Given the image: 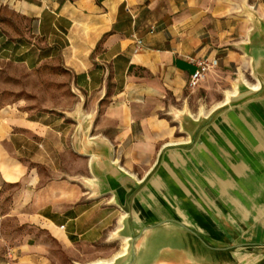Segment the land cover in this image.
Here are the masks:
<instances>
[{"label":"crops","instance_id":"0c3cea01","mask_svg":"<svg viewBox=\"0 0 264 264\" xmlns=\"http://www.w3.org/2000/svg\"><path fill=\"white\" fill-rule=\"evenodd\" d=\"M52 61L70 108L0 104L1 226L69 246L61 208L108 197L135 264H264V0H0V70Z\"/></svg>","mask_w":264,"mask_h":264},{"label":"rangeland","instance_id":"374dc122","mask_svg":"<svg viewBox=\"0 0 264 264\" xmlns=\"http://www.w3.org/2000/svg\"><path fill=\"white\" fill-rule=\"evenodd\" d=\"M54 63L55 61L44 62L32 72L13 66L12 63H3L0 70V104L23 100L34 109L61 111L63 105L70 108L73 99L69 97L67 87L62 94L64 98H61V70L53 66ZM249 84L254 87V83ZM223 88L225 92L219 103L224 101L227 94L233 92V85H223ZM107 203L108 197L81 208L66 207L65 211L61 208V229L65 227V231L71 233L72 244L69 246L60 245L41 232L19 227L10 219L3 221L0 232L9 239L7 243H0V264H93L109 261L121 255L125 249L129 253L126 257L128 259L132 249L130 242L126 243L123 239H117L119 236H114L123 213L116 207H106ZM90 208L96 209L98 214L95 215ZM93 217L102 218L101 222L108 224V228L102 231L97 242L91 244L85 240L91 237L89 228ZM28 238L40 242L41 245H31L22 253L15 252Z\"/></svg>","mask_w":264,"mask_h":264},{"label":"built area","instance_id":"2783aa9c","mask_svg":"<svg viewBox=\"0 0 264 264\" xmlns=\"http://www.w3.org/2000/svg\"><path fill=\"white\" fill-rule=\"evenodd\" d=\"M154 29H151L150 33H153ZM143 48V41L141 39H134V49L133 53L137 54L141 52ZM187 62L194 66L195 71L190 77L188 87L190 89H196L206 77L218 68L217 59H208L204 57H188Z\"/></svg>","mask_w":264,"mask_h":264},{"label":"water","instance_id":"95a60500","mask_svg":"<svg viewBox=\"0 0 264 264\" xmlns=\"http://www.w3.org/2000/svg\"><path fill=\"white\" fill-rule=\"evenodd\" d=\"M260 92H261V90L258 91V92H256L255 94H260ZM161 225H163V224L157 225V226L152 227V228H146V229L143 230V232H144V231H148V230H150V229L158 228V227L161 226ZM178 225H179L181 228H183L184 230H186L187 232L194 234L190 229H188L187 227H185L183 224L178 223ZM194 235H195V234H194ZM195 236H196V235H195ZM139 238H140V235L137 236V237H133L132 240L130 241V245L132 246V249H131V251H130V254H131L130 257H129L128 259H126L127 264H135V261H136V258H137L136 243H137V241L139 240ZM128 255H129V253L126 255V257H127Z\"/></svg>","mask_w":264,"mask_h":264},{"label":"bare ground","instance_id":"6f19581e","mask_svg":"<svg viewBox=\"0 0 264 264\" xmlns=\"http://www.w3.org/2000/svg\"><path fill=\"white\" fill-rule=\"evenodd\" d=\"M245 83V82H244ZM249 84V83H248ZM254 88V87H253ZM113 260V259H112Z\"/></svg>","mask_w":264,"mask_h":264}]
</instances>
